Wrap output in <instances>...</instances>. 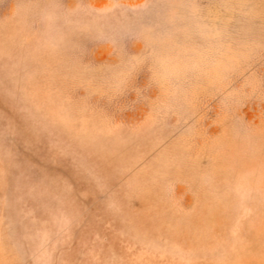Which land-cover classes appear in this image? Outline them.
<instances>
[{"label": "rangeland", "instance_id": "374dc122", "mask_svg": "<svg viewBox=\"0 0 264 264\" xmlns=\"http://www.w3.org/2000/svg\"><path fill=\"white\" fill-rule=\"evenodd\" d=\"M0 264H264V0H0Z\"/></svg>", "mask_w": 264, "mask_h": 264}]
</instances>
